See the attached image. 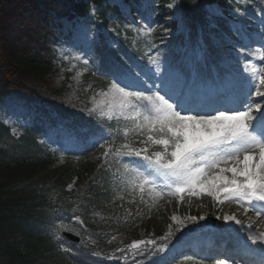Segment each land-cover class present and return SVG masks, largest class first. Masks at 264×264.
<instances>
[{
  "label": "trees",
  "instance_id": "obj_1",
  "mask_svg": "<svg viewBox=\"0 0 264 264\" xmlns=\"http://www.w3.org/2000/svg\"><path fill=\"white\" fill-rule=\"evenodd\" d=\"M108 1L0 0V103L6 96L17 93L40 114L19 137L0 120V264H116L106 259L115 249L132 240L147 238L150 233L162 236L171 223L169 208L153 209L149 213L148 206L139 203L138 196L136 202H131L130 185L126 186L125 181L132 176L123 167L127 161L112 158L109 168H99L98 147L91 150L85 143L98 131L97 122L112 130L130 127V123L96 113L71 111L58 100L62 89L51 85L49 74L57 58L53 44L62 20L88 18L97 8L105 23L109 22L108 13L123 21L120 7ZM215 1L180 0L187 30L178 35H174L177 21L169 19L149 38L134 41L131 29L123 35L120 30L118 36L109 34L116 40L111 47L107 42L109 37L102 36V46L90 57L85 81L95 90L109 86L111 78L96 70L100 57L123 60L135 67L139 57L146 58L147 50L159 49L166 56L176 57L175 44L199 45L200 37L205 39V55L218 59L221 49L204 31L209 14L207 6ZM219 1L227 5L233 0ZM216 22L223 32L219 33L220 41L224 48L230 47L225 38L235 40L237 36L225 19ZM251 47L260 48L258 44ZM40 85H45L47 92L40 91ZM50 129H66L68 137H73L74 144L63 159L59 158L61 150L54 147L60 137L54 145L45 140ZM121 139L122 136H117L116 142ZM61 145L60 149L64 144ZM86 147L88 151H84ZM120 196L124 197L123 201ZM74 216L80 217L83 227ZM200 228L210 232L216 229L207 222H201ZM64 229L81 234L82 242H69L61 234ZM178 233L171 243L177 241ZM113 235L117 239L109 243ZM214 239L223 241L215 244L229 245L220 233ZM217 248L213 246L212 250L218 251ZM176 261L163 256L140 258L138 264H176ZM179 264L212 263L187 258L179 260Z\"/></svg>",
  "mask_w": 264,
  "mask_h": 264
},
{
  "label": "snow or ice",
  "instance_id": "obj_2",
  "mask_svg": "<svg viewBox=\"0 0 264 264\" xmlns=\"http://www.w3.org/2000/svg\"><path fill=\"white\" fill-rule=\"evenodd\" d=\"M166 8L174 10V18L181 20L180 0H172ZM208 11L206 19L211 30L217 27L213 16L220 12L212 7ZM235 12L243 16L238 9ZM232 30L238 39L226 37L230 47L224 48L221 41H215L221 49L218 59L203 54L195 60L187 55L177 59L157 49L155 56L148 57L147 71H137L139 66L100 57L96 70L111 78L108 91L102 93L110 99L106 112L101 105L96 107L101 108V115L115 117L118 122L123 118L131 126L112 130L97 122L98 131L85 143L91 150L103 149L96 157L101 161L99 168H109L112 158L127 161L123 167L132 176L125 181L126 186L130 185L131 202H136L138 196L149 213L165 208L173 200L186 202L190 207L193 198L208 196L214 205L235 204L242 214L252 212L264 223V110L253 99L264 98V67L257 70L250 59L258 51L251 44H264V21L254 35L239 23H233ZM209 34L215 40V33ZM80 39L90 57L102 46L100 36L92 30H85ZM200 48L206 53L204 45ZM259 59L264 61V54ZM84 64L87 66L88 60ZM117 136H122L123 142L117 144ZM119 199L123 201L124 197ZM73 219L83 227L79 216ZM216 219L242 225L235 214L223 213ZM170 220L172 223L162 236L150 233L147 238L132 240L106 259L116 264H138L140 258L163 257L176 232H182L188 224L199 227L198 222L206 220V216L181 217L173 211ZM252 223L245 231L253 244L261 242L264 250V232H253ZM218 227L227 229L229 225ZM116 239L113 235L109 243ZM240 259L238 253L228 259H216L214 264H240ZM245 264L251 262L245 260ZM259 264H264V256Z\"/></svg>",
  "mask_w": 264,
  "mask_h": 264
},
{
  "label": "rangeland",
  "instance_id": "obj_3",
  "mask_svg": "<svg viewBox=\"0 0 264 264\" xmlns=\"http://www.w3.org/2000/svg\"><path fill=\"white\" fill-rule=\"evenodd\" d=\"M131 2H134V4H137V6L142 5L143 7L149 3V0H141L139 3L138 1L132 0ZM152 4L155 6L152 13H151V22L142 19L139 15H134L131 18L133 21L137 22L139 24V30L137 31V35L140 34L146 35L150 33L153 28L155 27V24L159 20H167V12L168 9L162 11L161 9H157V5L160 4L159 0H152ZM251 3H248V0H235L233 4L235 5H247L250 6L251 9L256 10L257 15L261 18L264 16V0H252ZM110 4H120L124 10L131 12L132 9H130L128 4H131L129 2H126L124 0H110ZM140 4V5H139ZM212 8L218 9V11L221 13L220 8L216 5L210 6ZM209 7V8H210ZM230 8V7H228ZM95 13H91L90 17L88 18H79L74 20H67L63 19V25L59 26L57 29V41L54 43V50L57 58H56V66L55 68L50 72L49 76L51 78V85L55 88H61L62 93L60 98V101L66 102L72 110L78 111V112H91L95 108V112H98L101 114V108H97L96 105H101L103 107V110L106 112L107 107L106 104L109 102L110 98H105L102 93L107 92L108 88L103 91L95 92L91 86L89 85V82L85 81L84 74L86 72L87 66L84 64L85 60H88L89 64V55L86 53L82 41L80 37L82 36L83 32L85 30H92L94 33H97L100 38L101 34H107L111 29H114L115 31L118 29L119 26L115 27L113 25V21H115L116 16H112V21H110L108 24L104 22L105 17L101 16L97 12V9H95ZM235 10L237 9H231V14H226L224 10L222 15H225L227 18H229V22L231 24L233 23H239L245 26V28H255L254 33L257 32L258 26L261 25L262 18L259 21H254L256 24L248 23L246 22V14L244 11L239 10L241 13H243L242 17H239L236 15ZM132 14V12L130 13ZM109 16V13L106 15V17ZM129 16V15H127ZM161 22V21H159ZM166 22V21H165ZM164 24V23H163ZM127 28H131V25H126ZM134 29H137V26H134ZM149 29L151 31H149ZM113 33V32H112ZM116 33V32H115ZM109 44L114 45L115 42L112 38L109 39ZM182 47H177L175 52L179 53L182 52ZM188 57L189 52L186 51ZM156 51H151L147 56V61H141V64L144 65V70L147 71L149 65L148 57L149 56H155ZM180 58V57H179ZM264 67V63H263ZM39 90L43 92H47V88L45 85H40ZM136 90V89H133ZM264 110V109H262ZM38 115V112L35 110L34 107L29 105L22 97H20L17 94H12L5 98V100L0 105V116L1 120L10 126L12 132L16 134L17 136L20 135L23 131V128L30 124L32 120ZM66 130H54L50 129L47 136L45 137V140H48L50 142H54L58 137L67 136ZM68 146L72 144L71 141H65ZM123 142V141H122ZM145 198L149 197L145 195ZM194 199V198H193ZM192 199V200H193ZM199 199V202L195 205V203H192L189 207L187 203H181L178 207V210H174L177 215L183 217L185 215H204L206 216V220L210 221V205L209 202L214 206L215 210H219L222 208L225 213L232 215L236 212H239L241 216H238V213L235 214L236 218L238 220H241L242 225L235 224L234 222H223L222 225L227 223L229 227L228 230L232 231L235 235L233 240L238 243L239 245H247V248L250 249H261L260 243L257 242L253 244L251 237L249 236L248 232L245 231L247 225L249 223H252L251 219L248 217H245V219H241L242 216H246L242 214V211H237L234 204H230L229 206L223 208V205L217 206L214 205L212 198L208 196H204L201 198H195ZM161 203H164L163 200L160 201ZM195 202V201H193ZM227 203V202H225ZM172 204V203H171ZM194 204V205H193ZM193 205V206H192ZM172 209L173 208V205ZM233 210L232 212H230ZM255 217V215H252V218ZM256 219V217L254 218ZM200 222V221H199ZM224 228V227H223ZM226 229V228H224ZM252 231L253 232H264V223L257 221L255 223H252ZM207 236V237H205ZM205 237L206 239H211V236L205 235L203 233H200L198 231H195L191 229L190 231L183 233L181 235L182 241L178 244L169 246V251L166 256H173L174 253L178 250L180 246H183L185 248H191L193 246H198L201 242L202 238ZM262 250V249H261Z\"/></svg>",
  "mask_w": 264,
  "mask_h": 264
},
{
  "label": "water",
  "instance_id": "obj_4",
  "mask_svg": "<svg viewBox=\"0 0 264 264\" xmlns=\"http://www.w3.org/2000/svg\"><path fill=\"white\" fill-rule=\"evenodd\" d=\"M64 235L66 237H68L69 239L75 241V242H79L80 241V237L73 234L72 232H67V231H64Z\"/></svg>",
  "mask_w": 264,
  "mask_h": 264
}]
</instances>
